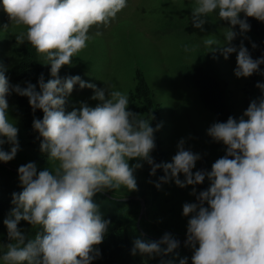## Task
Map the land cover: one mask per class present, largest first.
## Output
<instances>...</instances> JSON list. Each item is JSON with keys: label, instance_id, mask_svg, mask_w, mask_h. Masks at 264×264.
Instances as JSON below:
<instances>
[{"label": "clouds", "instance_id": "clouds-1", "mask_svg": "<svg viewBox=\"0 0 264 264\" xmlns=\"http://www.w3.org/2000/svg\"><path fill=\"white\" fill-rule=\"evenodd\" d=\"M0 4L10 24L23 29L15 36L17 44L27 42L43 55L51 76L45 82L41 74L38 90L31 83L21 88L9 83L0 65V137L12 145L8 152L0 148V161H11L19 147L18 128L7 115L6 97L14 92L28 98L33 112L42 111L43 118H34L32 127L41 153H47L53 165L38 172L36 164L29 162L17 170L23 190L12 194L14 207L3 221L11 241L0 246L7 249L0 257L4 264H91L100 256L95 246L102 243L109 224L93 197L122 187L135 191L134 171L142 167L140 161L150 166V176L162 169L163 183L173 181L183 188L201 184L205 178L210 182L196 195L197 203L183 205L182 214H191L185 240L192 249L191 264H264V83L255 85L262 95L249 103L239 119L229 116L207 129L208 136L226 146L225 155L210 171L193 172L200 156L185 150L183 140L171 162L155 163L154 133L161 125H150L152 114L143 118L129 111L128 95L114 86L97 88L78 75L59 76L61 67L70 65L87 47L90 30L108 25L127 7V0H0ZM213 13L229 27L222 44L212 38L203 41L207 51L215 52L211 46L217 45L224 59L235 53L237 78L259 72L264 55L253 59L242 42L235 46L232 41L238 35L236 26L239 34L250 30L241 13L264 22V0H195L192 26L203 30L205 18ZM77 84L93 89L91 99L100 103L95 107L82 103L66 112V97ZM4 143L0 139V145ZM130 160L138 162L130 166ZM191 194H196L195 188ZM20 221L41 231L26 239L18 228ZM133 243V255H167L179 246L168 233L159 241ZM179 264H187V258Z\"/></svg>", "mask_w": 264, "mask_h": 264}, {"label": "rangeland", "instance_id": "rangeland-1", "mask_svg": "<svg viewBox=\"0 0 264 264\" xmlns=\"http://www.w3.org/2000/svg\"><path fill=\"white\" fill-rule=\"evenodd\" d=\"M194 5L195 0H127V7L108 25L94 26L90 30L91 39L87 47L73 58L70 65L61 67L59 76L65 78L78 75L81 80L97 88L114 86L115 90L128 95V110L145 118L140 114L141 105L133 93L137 84L136 77L140 76L156 109L157 124L161 125L155 132L156 147L151 153L154 162H171L178 143L183 140L185 150L200 156L193 169L196 172L210 171L211 165L225 155L226 146L207 135V129L217 121L202 106L197 90L191 86L189 77L192 70L201 69L217 79L231 114L239 119L249 103L262 95L255 85L258 82L264 83V64L259 66V72L250 77L237 78L234 75L236 54L232 53L228 59H224L217 45L211 46L217 49L213 52L207 51L203 43L205 39L212 38L222 44L228 23L219 20L213 13L205 18L203 30L194 28L191 22ZM248 19L256 32L239 34V27L236 26L233 30L238 35L232 44L239 46L242 42L251 57L258 59L264 55V22L250 17ZM22 30L10 24L0 4V65L9 83L20 85L11 75L12 66L18 62L19 49H27L39 66L48 69L45 74V80L48 81L51 76L46 58L38 55L27 42L17 44L15 36ZM97 32L100 34L96 35ZM93 95V89H81L79 84L75 85L66 97L65 111L78 109L82 103L95 107L100 102L91 99ZM16 96L13 92L6 99L7 115L18 128L19 147L11 161H0V175H18V168L29 162L36 164L38 172L53 166L48 162L47 153H41L39 147L35 150L28 146L21 120L16 115ZM0 139L5 140L0 148L5 152L10 151L12 145L5 137ZM137 162L130 160L129 164L131 166ZM140 163L142 167L134 171L137 182L135 191L122 187L101 193L115 200H123L121 226L131 248L136 239L155 242L168 233L179 242L177 249L167 254L168 264H179L184 258L190 264L192 249L185 246V240L191 214H182L183 205L197 203L196 195L206 190L210 182L205 178L200 188L198 185L181 188L173 181L161 182L160 178L164 175L162 169H157L155 175L150 176V166L143 161ZM180 179H184L183 174H180ZM157 183L160 184L159 188L156 187ZM193 188L196 190L195 195L191 194ZM6 245L0 242V246ZM6 251V248L0 247V257ZM135 255L143 254L137 252ZM0 264H4L2 259Z\"/></svg>", "mask_w": 264, "mask_h": 264}, {"label": "trees", "instance_id": "trees-1", "mask_svg": "<svg viewBox=\"0 0 264 264\" xmlns=\"http://www.w3.org/2000/svg\"><path fill=\"white\" fill-rule=\"evenodd\" d=\"M240 14L241 19H246L250 25L248 32H256L251 26V21ZM192 70L189 80L191 86L197 90L199 100L202 106L213 114L217 122H226L229 116L235 118L225 101V96L220 88V85L213 76L208 72L201 69ZM197 71V72H196ZM48 72L47 68L39 66L32 58L31 53L27 49L18 50V62L12 66L11 75L15 81L20 83V87L24 88L28 83L37 85L38 78ZM137 84L133 91L135 99L139 102L140 114L145 118L149 114L154 116L150 121V125L155 128L157 125V112L152 103L148 89L143 79L140 76L136 77ZM45 82H47L45 80ZM15 106L17 108L16 115L20 118L22 129L27 139L28 146L37 150L40 144L38 133L33 130V119H42L43 113L37 109L33 112L28 103V98L17 95L15 98ZM237 119V118H235ZM154 137L155 133H154ZM198 184V188H200ZM22 186L19 181L18 175H0V242L10 243L7 236V228L3 221L8 218L14 205L12 204V194L22 191ZM93 201L98 205L99 213L104 220L109 221L107 231L101 244L95 246L99 251L100 256L94 259L91 264H168L167 255L154 254V255H133L131 243L126 236L122 226L120 210L124 205L123 200H115L107 197L103 193H97L93 197ZM125 201V200H124ZM18 228L21 229L26 239L34 238L36 232L41 231L39 228H33L25 221H20ZM191 264V263H190Z\"/></svg>", "mask_w": 264, "mask_h": 264}, {"label": "water", "instance_id": "water-1", "mask_svg": "<svg viewBox=\"0 0 264 264\" xmlns=\"http://www.w3.org/2000/svg\"><path fill=\"white\" fill-rule=\"evenodd\" d=\"M125 201H127L128 199H124Z\"/></svg>", "mask_w": 264, "mask_h": 264}]
</instances>
